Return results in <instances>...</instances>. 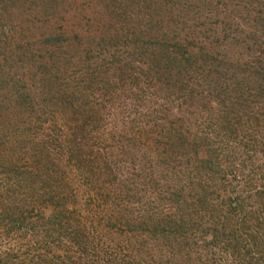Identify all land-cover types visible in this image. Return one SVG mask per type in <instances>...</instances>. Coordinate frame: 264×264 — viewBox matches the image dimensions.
Returning <instances> with one entry per match:
<instances>
[{"label": "trees", "instance_id": "1", "mask_svg": "<svg viewBox=\"0 0 264 264\" xmlns=\"http://www.w3.org/2000/svg\"><path fill=\"white\" fill-rule=\"evenodd\" d=\"M18 1L28 2L0 0L3 53L8 49L7 43L14 46L13 17ZM39 1L48 18L57 20L55 14L62 0ZM147 1L146 16L138 15L133 20L135 16L128 11L137 6L128 7L129 2L126 7L118 0H89V8L98 14L100 3L99 9L106 17L101 16V22L94 26L98 29L88 36L81 32H73L71 36L70 30L58 33L59 30L50 29L42 37L35 34H39L38 30L27 37L29 47H36V51L30 50V55L25 56L27 68L23 76L31 82L26 78L15 80L11 72L8 75L11 81L4 82L5 88H11L6 97L11 96L12 107L2 115L21 120L23 127L13 125L15 130L6 140L0 160V169L4 171L0 172L3 179L0 181V264H71L69 256H61L57 250L64 247L62 242L66 238L74 245H83L80 251L85 255L88 245L96 255L103 250V243H92L85 238L80 221H70L64 213L68 211L66 200L70 196L65 198L63 193L69 191V184L51 175L57 168L53 160L42 164V148L32 145L25 117L37 115L41 101L46 105L54 102L61 114L71 111L81 115L79 111L85 109L91 120L102 114L103 109L106 115L108 104L113 105L116 99L120 101L121 96L136 88H141L144 97L138 107L144 111L153 109L156 124L164 132L153 136L164 148L162 152L158 150L160 158L156 155L152 159L160 162L149 174L152 197L137 192L127 198L131 207L143 206L151 198L155 201L153 206L149 203L148 207L139 209L145 211L139 228L129 225V232L134 234L144 229L149 239L134 264H264V198L261 199L259 191L255 195L250 193L257 186L253 182L257 178L248 176L251 190L237 196L236 187L227 183L225 171L232 153L250 149L264 153L260 141L261 136L264 139V18L248 14L251 0L243 4L242 11L236 4L238 0H226L218 13L223 17L229 15L228 24L224 22L228 28L209 31L199 19L202 0ZM2 38H7L5 43ZM122 50L131 54L125 61L120 57ZM64 65L73 67L68 66L70 71ZM124 68L130 72L125 73ZM74 69L78 78L75 83L65 84L64 78ZM202 79L205 80L200 85ZM143 82L155 88L156 93L151 96L155 102L148 98ZM93 98H101L107 105H93ZM195 116L199 120L193 126L190 120ZM144 121L136 120L137 128ZM71 130V139L78 137ZM118 131V135L98 139L126 142L129 131L123 127ZM70 137L65 138V144L73 147L68 158L86 184L94 191L116 193L117 198L122 174L114 155L118 156L119 151L112 147L104 150L105 154L96 152L94 144L99 140L90 144L91 138L86 135L77 143ZM167 137L170 140H165ZM133 143L136 145L138 140ZM125 152H129L124 154L129 156L125 161L132 160L135 165L134 153L138 156L140 151H133L131 145ZM165 152L171 156L167 153L166 159L161 158ZM186 154L192 158L181 164L179 160L186 159ZM34 158L42 161L30 167L28 160ZM251 162L255 165L257 161ZM169 165L180 168L179 172L172 173ZM158 177L161 179L157 180ZM161 180L165 185L160 186ZM253 198L256 200L251 204ZM42 204L53 208V215H39L34 223H29V209L32 211ZM30 234L37 239L40 253L32 254L24 249L22 243ZM124 246H110L109 250L116 255ZM157 254L163 255V259H157Z\"/></svg>", "mask_w": 264, "mask_h": 264}, {"label": "rangeland", "instance_id": "2", "mask_svg": "<svg viewBox=\"0 0 264 264\" xmlns=\"http://www.w3.org/2000/svg\"><path fill=\"white\" fill-rule=\"evenodd\" d=\"M88 1L89 0H62V4L58 9L59 12L55 14L58 18L57 20L59 21V23L57 22L56 18H48V16L43 12V7L41 6V2L39 0H28L27 4L22 1H18L16 3V9L14 10L13 17L15 21L13 31L15 40L14 46H11L9 43H7L6 47H8V53L7 50L4 53L0 50V160L3 156V153L5 152L4 145H6V140L11 138L12 133L15 130V128H13V125L15 124L16 126L19 125V127H23V122L21 120L18 119L14 121L13 117L6 118L2 114L11 111L12 107L10 100L11 96L8 98L6 97V94L10 92L11 88H9V86L5 88V83L8 84L11 81L10 77L8 76L10 72L15 80L18 78L20 81H23L24 78H26V81L31 82L27 77L23 76L26 73L27 68L25 56L30 55V50L31 52L36 51V47H29L27 43L29 41L26 42L27 37L31 36L32 32L36 30H38L39 34H35L42 37L45 33H48L50 29H53L54 31L59 30V32L57 31L58 33H63L64 29L66 30L65 32H68L70 30L69 32L71 33V36L73 35V32H81V35L85 34L86 36H88L90 32L98 29L94 26L101 22V16L106 17L104 11L99 9L100 3L98 4L97 9L98 14H95L94 11L89 8ZM98 1L100 2V0ZM118 1L124 2L126 7L128 5V2L130 4L128 7L134 8L135 6H137L135 9H133V11H128L132 16H135L133 20H136L138 15L143 18L146 16L145 8L149 4V1ZM225 1L226 0L201 1L200 5H203V10L199 15V19L202 23L206 24V27L210 29L209 31H211V28L213 30H221L223 26H226L224 22L228 24L229 15H226L224 13L225 16L223 17L220 13H218L220 10H223ZM251 1L252 4L248 11V14L250 16H255L253 18H264V0H260L259 3L256 0ZM244 3H247V0L236 1V4L241 8V11ZM155 7L157 8L156 5ZM156 10L159 11L158 8ZM233 14H236L234 10ZM219 18L221 19L219 20ZM50 24H52V26H50ZM102 26L103 25H101V28H99L100 30H102ZM2 39V43H5L7 38ZM9 41L10 39L7 42ZM42 47L44 48V45H42ZM194 52H198V50L195 49ZM6 53L7 55H5L4 57L3 55ZM72 54L74 55L75 53ZM130 56L131 54L126 53L125 50L121 51L120 57L122 60L125 61L126 59L130 58ZM64 59H66V57H64ZM64 66L70 71V67H73V65ZM136 67L138 69L141 68L139 67V64H136ZM123 70L125 71V73L130 72L129 68H124ZM123 70L120 73L121 75L123 73ZM76 71L77 69H74V71L71 72L72 74L70 73L71 75H69V77L71 78V80L69 79V77L64 78L63 81L65 84L72 82L75 83L76 79L78 78L76 75ZM204 80L205 79L200 80V85L204 83ZM18 86L21 87L19 83ZM142 86L145 88L148 98H151L155 102V100L151 97L156 93L155 88L146 84L145 82L142 83ZM140 89L141 88H136V90L134 89V92H130L129 95L121 96V99L120 101L118 99V102L117 99L114 100L113 105L105 104V102L102 101L101 98H93L92 100L95 103L91 104L100 106L102 105V103H104V106L107 105V110L106 115L103 109V111L101 110L102 114L93 117V119L91 120H89V118L86 116L87 112L84 111L85 109L79 111L82 112L81 115L80 113H70L71 111H67L65 114H61L58 111V107L55 106L54 102L46 105L44 103H41V101L39 106V113L33 116V118L27 116L25 117L26 123L24 124L28 125L27 131L31 135L30 139L33 140L32 145L34 147L42 148L41 150L44 158L43 161L39 158L29 159V166L32 167L33 163L39 161H42V164L44 163V161L45 163H48V161L51 162V160L55 162L58 169L55 167L51 175L55 178L58 177L62 182L69 184V191L66 190L63 193V195H65V198L70 196L66 200L68 203V211H64V213L67 215L70 221H80L83 224L85 238H87L90 242L104 244L103 250L99 252L98 255H96L95 251L91 249L92 247L88 245V254L85 255L80 251L83 248V245H74L69 239H64V241L62 242V246L64 247L57 248V250H59L58 253L61 256H69V259L71 260L69 263L71 264H134V262H136V259L138 260L139 255L142 253V248L145 250V247L143 246L144 242L146 240H149L147 239L148 232L144 229L140 228L137 230L139 232H136L134 234L132 232H129L128 230L130 224L134 227L139 228L138 223L145 216V211L139 209H141V207L146 208L148 207L149 203L152 205L155 201H153L151 198L148 199V203L145 200L143 206L134 205L133 207H131V204L129 203V200L127 198L131 194H137V192H140L142 194L146 192L145 196H147V198H149V195H151L150 197H152L153 191L150 189L152 177L149 174L153 166L160 164V162H156L152 159L156 155L160 158L159 151L162 152L164 148V145L162 143L160 144L159 142L154 141L153 136H155L156 134L163 135L164 132L162 128L158 124H156L157 120L156 118L154 119L155 114L152 113L153 109L151 111H144L142 108L138 107V105L141 104L144 98L143 95L140 94ZM98 94L101 93L98 91ZM84 102L85 101H83V103ZM150 103L152 102L150 101ZM137 109H139L140 112H138ZM136 120H145L144 123H141L142 127L137 128ZM197 120L199 119L195 116L190 120V123L194 126V123ZM135 123L136 125H134ZM19 127H16V129H18ZM120 127H123L129 131V135L126 137V142H121L120 144H118L116 141L102 142L98 139L118 135L117 132H119L118 130L120 129ZM72 128L75 130L74 134H76L78 137L74 138L72 136L71 139L70 133L72 132ZM260 132L261 135L262 130ZM136 133L138 134V136L135 137ZM86 135H88L87 138H91L90 144L97 140L100 141L94 144V149L96 152L102 151L105 154L104 150H110L112 147L119 151L118 156L117 154L114 155L119 167L121 166L120 174H122L120 176V181L117 184V188L120 190V192L118 193L119 196L117 198L116 193H113L111 191H94L91 186L86 184L83 175L78 172V168H76L68 158L69 154H71V151L73 154V147L65 144V138L68 136V138L70 137L71 140H76L77 143H80L82 142V137ZM170 138L167 137V139L165 140H170ZM136 140H138V143H136L135 145L133 141ZM260 141H262V144L264 145V139L262 136L260 137ZM163 142L166 141L163 140ZM249 144V148H252V143L249 142ZM131 145H133V151L137 149L140 151L138 156H136V154L134 153V156L136 158L135 165L134 162L132 163V160L131 162L125 161V158H129V156L124 155L129 154V152L125 151L129 150L131 148ZM168 149L170 148L168 147ZM256 151L257 152L250 149V151H240L232 154L230 153L232 161L230 162L228 167H226L225 171L228 174L227 183L232 184L234 188L236 187V190L238 191L237 196H242L245 190H251V185L248 182L250 179L248 178V176L253 175L254 178H257V180L253 181L256 182L257 186L255 190L251 191L250 193L255 195L259 191L261 199L264 198V177H262L264 176V172L262 170L264 167V153L257 149ZM165 153L166 154L161 155V158L166 159V155L168 152ZM190 157L192 158L190 154H186V159L182 158L179 160V162L181 164L187 163ZM251 159L257 161L255 162V165H252L254 162H251L253 161ZM239 161H242V165ZM164 165L165 164H163V166ZM158 169L159 171L157 172H159L160 174V166L158 167ZM179 169L180 168H176V166L169 165V170L172 173H178ZM1 171L2 169H0V172ZM161 171H163V168ZM42 173L44 176H46L45 172ZM159 179L161 178L158 177L157 180ZM0 181H3V179H0ZM163 185L165 184L161 180L160 186ZM246 195L247 194H245V196ZM255 200L256 199L254 198L251 199V204H253ZM53 213V208L47 207L45 204L38 205L34 210L30 211L29 209V211L27 212V215L31 216L28 222L34 223L38 219L39 215L49 217L53 215ZM22 244H25L23 245V247L26 251H29L32 254L40 253L37 248V239H34V236L32 234L28 235L26 237V240L23 241ZM119 244L127 246H124L121 253L118 252L116 255H112L113 251H110L109 247L112 246L117 248ZM161 258L163 259V255L160 254L157 259Z\"/></svg>", "mask_w": 264, "mask_h": 264}]
</instances>
